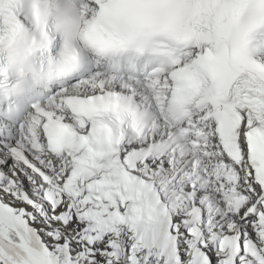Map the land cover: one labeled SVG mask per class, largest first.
Wrapping results in <instances>:
<instances>
[{
  "label": "snow or ice",
  "instance_id": "snow-or-ice-1",
  "mask_svg": "<svg viewBox=\"0 0 264 264\" xmlns=\"http://www.w3.org/2000/svg\"><path fill=\"white\" fill-rule=\"evenodd\" d=\"M0 264H264V0H0Z\"/></svg>",
  "mask_w": 264,
  "mask_h": 264
}]
</instances>
